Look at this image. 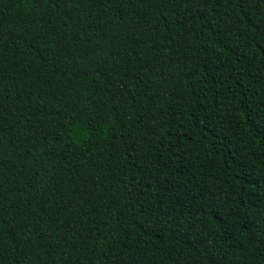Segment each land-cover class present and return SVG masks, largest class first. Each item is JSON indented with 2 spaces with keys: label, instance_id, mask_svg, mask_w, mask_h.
<instances>
[{
  "label": "trees",
  "instance_id": "trees-1",
  "mask_svg": "<svg viewBox=\"0 0 264 264\" xmlns=\"http://www.w3.org/2000/svg\"><path fill=\"white\" fill-rule=\"evenodd\" d=\"M0 264H264V0H0Z\"/></svg>",
  "mask_w": 264,
  "mask_h": 264
}]
</instances>
